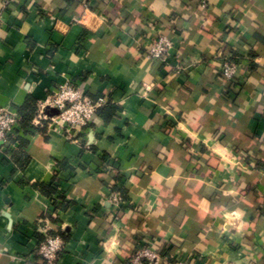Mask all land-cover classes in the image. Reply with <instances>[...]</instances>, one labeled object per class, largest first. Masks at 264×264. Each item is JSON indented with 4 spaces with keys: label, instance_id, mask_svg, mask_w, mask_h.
Here are the masks:
<instances>
[{
    "label": "crops",
    "instance_id": "obj_1",
    "mask_svg": "<svg viewBox=\"0 0 264 264\" xmlns=\"http://www.w3.org/2000/svg\"><path fill=\"white\" fill-rule=\"evenodd\" d=\"M199 1L0 0L1 107L65 83L105 98L77 142L43 121L1 144L0 264H43L47 236L57 264L142 247L161 255L146 264H264V0Z\"/></svg>",
    "mask_w": 264,
    "mask_h": 264
},
{
    "label": "built area",
    "instance_id": "obj_2",
    "mask_svg": "<svg viewBox=\"0 0 264 264\" xmlns=\"http://www.w3.org/2000/svg\"><path fill=\"white\" fill-rule=\"evenodd\" d=\"M15 0H2L1 7L7 9ZM86 6L91 0H79ZM200 8L205 9L206 3L200 0ZM171 41L164 36H157L152 39L148 54L155 60L161 61L168 55L171 48ZM219 75L224 83L231 85L237 75V64L221 57L219 61ZM105 98H91L79 91L73 85L61 84L55 91L48 95L38 104L37 113L32 121L35 125L47 121V126L60 131L69 140L77 142L81 134L90 125L99 108L104 106ZM46 108L54 109L53 115L45 112ZM18 115L0 106V149L1 144L9 143L11 137L15 136L14 130L18 125ZM111 203H118L119 196L112 195ZM62 240L58 236H47L45 241L38 248V255L43 264H57L59 252L62 250ZM159 251L151 247L137 249L129 259L130 264H146L160 259Z\"/></svg>",
    "mask_w": 264,
    "mask_h": 264
},
{
    "label": "trees",
    "instance_id": "obj_3",
    "mask_svg": "<svg viewBox=\"0 0 264 264\" xmlns=\"http://www.w3.org/2000/svg\"><path fill=\"white\" fill-rule=\"evenodd\" d=\"M37 105L35 103V101L30 100V101H26L19 109H18V125L14 130L15 136H17L16 138H18V134L22 131L24 134H32L35 131H38V127L34 126L32 124V121L37 113ZM102 109L99 108L97 113ZM40 189L49 194V193H53L54 192V188L52 187V185H39ZM60 254V252H59Z\"/></svg>",
    "mask_w": 264,
    "mask_h": 264
}]
</instances>
